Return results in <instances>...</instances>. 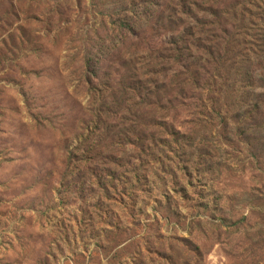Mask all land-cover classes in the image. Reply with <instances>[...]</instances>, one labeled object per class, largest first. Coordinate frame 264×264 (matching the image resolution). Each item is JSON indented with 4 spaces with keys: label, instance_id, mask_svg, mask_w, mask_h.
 <instances>
[{
    "label": "rangeland",
    "instance_id": "1",
    "mask_svg": "<svg viewBox=\"0 0 264 264\" xmlns=\"http://www.w3.org/2000/svg\"><path fill=\"white\" fill-rule=\"evenodd\" d=\"M0 264H264V0H0Z\"/></svg>",
    "mask_w": 264,
    "mask_h": 264
}]
</instances>
